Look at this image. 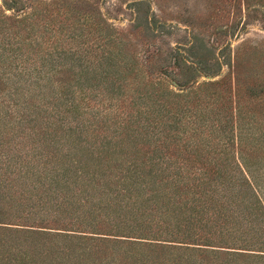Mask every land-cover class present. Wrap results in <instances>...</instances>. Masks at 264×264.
Instances as JSON below:
<instances>
[{
    "label": "trees",
    "instance_id": "trees-1",
    "mask_svg": "<svg viewBox=\"0 0 264 264\" xmlns=\"http://www.w3.org/2000/svg\"><path fill=\"white\" fill-rule=\"evenodd\" d=\"M6 20L0 21V221H37L71 238L183 245L214 239L264 257L262 102H242L237 91L224 106L217 82L186 90L120 83L102 95L95 90L96 103L84 102L53 80V57L66 52L42 50L33 16L14 26ZM113 73L119 82L129 74ZM126 92L130 104L118 111L112 97Z\"/></svg>",
    "mask_w": 264,
    "mask_h": 264
},
{
    "label": "rangeland",
    "instance_id": "rangeland-1",
    "mask_svg": "<svg viewBox=\"0 0 264 264\" xmlns=\"http://www.w3.org/2000/svg\"><path fill=\"white\" fill-rule=\"evenodd\" d=\"M0 16L13 26L15 19L33 16L42 50L66 52L53 57V80L84 102L96 103L95 90L102 95V88L120 83L186 90L217 82L224 106L236 101L237 91L240 101L264 105V0H0ZM116 71L129 73L125 82ZM127 94L105 96L124 112ZM0 222L6 223L0 224V264H264L263 254L225 248L214 239L183 245L71 238L37 221Z\"/></svg>",
    "mask_w": 264,
    "mask_h": 264
}]
</instances>
